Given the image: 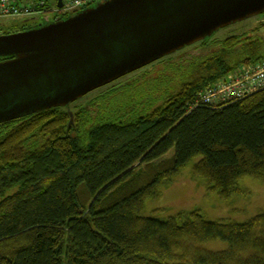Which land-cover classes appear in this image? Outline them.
I'll use <instances>...</instances> for the list:
<instances>
[{"label":"trees","instance_id":"1","mask_svg":"<svg viewBox=\"0 0 264 264\" xmlns=\"http://www.w3.org/2000/svg\"><path fill=\"white\" fill-rule=\"evenodd\" d=\"M58 1L46 0L37 18L83 10L54 12ZM9 18L22 24H0V34L32 28V16L0 21ZM255 26L195 43L141 80L122 77L70 107L0 124L10 126L0 135V264H264V210L245 221L198 209L143 214L196 157L193 173L209 194L244 193L245 176L264 184V89L225 105L198 101L264 59V19Z\"/></svg>","mask_w":264,"mask_h":264},{"label":"water","instance_id":"2","mask_svg":"<svg viewBox=\"0 0 264 264\" xmlns=\"http://www.w3.org/2000/svg\"><path fill=\"white\" fill-rule=\"evenodd\" d=\"M262 13L264 0H100L68 17L0 34V124L70 107Z\"/></svg>","mask_w":264,"mask_h":264},{"label":"rangeland","instance_id":"3","mask_svg":"<svg viewBox=\"0 0 264 264\" xmlns=\"http://www.w3.org/2000/svg\"><path fill=\"white\" fill-rule=\"evenodd\" d=\"M22 3L26 4L27 0H22ZM37 17L38 15H33L27 22V25L34 27L39 24L41 21ZM53 18L55 17L53 16ZM263 19L264 13L229 25L216 32L214 37L225 38L229 35L243 33L253 27L255 28V25L260 24V21ZM21 21V18H9L1 20L0 24L6 31H12L22 24ZM193 45L177 51V54L174 53L171 55L172 57L168 55L156 61L155 64H151L126 75L121 79V83L126 84L134 80H141L149 71H154L172 60L179 59L180 54L183 56L186 52L192 51L191 48ZM96 95L97 93L91 94L90 98L92 99ZM9 127L10 126L0 128V135L6 133ZM172 151H174V149L171 150L167 156L170 155ZM196 161H198V157L187 164L169 186L165 188L162 187V194L159 197L151 198L146 201L144 215L166 218L179 211L198 209L210 220L219 221L231 218L233 220L245 221L264 210V184L258 182L254 178L245 176L240 179L239 182V186L244 190V193H237L230 199H224L217 193L209 194L204 180L199 179L193 173V164ZM210 246L223 248L225 245L219 242L212 243Z\"/></svg>","mask_w":264,"mask_h":264},{"label":"built area","instance_id":"4","mask_svg":"<svg viewBox=\"0 0 264 264\" xmlns=\"http://www.w3.org/2000/svg\"><path fill=\"white\" fill-rule=\"evenodd\" d=\"M100 0H64L63 8L56 7L52 11L65 12L84 9ZM46 0H39L37 4H20L16 0H0V18L31 17L42 13ZM264 89V59L242 65L230 72L223 79L209 85L199 94L198 101L209 105H225L244 99Z\"/></svg>","mask_w":264,"mask_h":264},{"label":"crops","instance_id":"5","mask_svg":"<svg viewBox=\"0 0 264 264\" xmlns=\"http://www.w3.org/2000/svg\"><path fill=\"white\" fill-rule=\"evenodd\" d=\"M21 1H22V0H21ZM27 2H28V3H32V2H33V0H27Z\"/></svg>","mask_w":264,"mask_h":264},{"label":"clouds","instance_id":"6","mask_svg":"<svg viewBox=\"0 0 264 264\" xmlns=\"http://www.w3.org/2000/svg\"><path fill=\"white\" fill-rule=\"evenodd\" d=\"M59 2V1H58ZM63 8V7H62Z\"/></svg>","mask_w":264,"mask_h":264},{"label":"flooded vegetation","instance_id":"7","mask_svg":"<svg viewBox=\"0 0 264 264\" xmlns=\"http://www.w3.org/2000/svg\"><path fill=\"white\" fill-rule=\"evenodd\" d=\"M1 60V59H0Z\"/></svg>","mask_w":264,"mask_h":264}]
</instances>
